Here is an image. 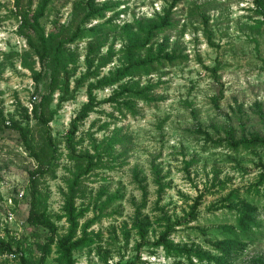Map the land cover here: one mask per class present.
I'll use <instances>...</instances> for the list:
<instances>
[{"label":"rangeland","instance_id":"obj_1","mask_svg":"<svg viewBox=\"0 0 264 264\" xmlns=\"http://www.w3.org/2000/svg\"><path fill=\"white\" fill-rule=\"evenodd\" d=\"M76 1L50 4L42 20L47 32L69 22ZM110 1L119 7L87 27L106 19L115 27L67 45L75 61L69 65L74 98L64 102L50 122L58 151L47 167L46 128L35 118L32 105L49 93V107L55 108L61 91L50 92L47 76L36 88L34 70L41 71L43 65L17 32L15 0H0V109L6 119L29 127L36 149L44 155L41 164L20 133L0 120V230L2 224L7 226L5 239L13 236L14 244L21 240L27 264H40L47 230L27 222L32 189L39 211L56 223L61 236L69 223L58 217L64 213L70 185L78 179L76 205L88 208L81 224L96 221L88 228L94 242L74 252L75 264H208L175 258L152 244L168 226L174 245L214 251L224 225L236 223V203L256 209L259 229L231 264H264V146L237 150L230 145V140L264 138V21L254 0H180L174 15L177 27L157 35L154 50L163 43L182 58L141 77L142 83L161 80L155 89L158 98L139 101L138 112L126 116L103 102L73 132L70 122L88 98L89 82L76 86V80L86 70L90 43L100 49L91 55L96 64L112 55L101 72L108 74L124 59L128 35L163 14L172 0ZM114 88L97 89V98L105 99ZM90 159L97 163L91 170ZM37 168L47 172L32 183L30 173ZM231 192L235 196L229 201ZM9 198L16 219L6 224ZM140 223L146 244L138 250ZM19 254L1 256L0 264H22ZM43 264H64L56 243Z\"/></svg>","mask_w":264,"mask_h":264},{"label":"trees","instance_id":"obj_2","mask_svg":"<svg viewBox=\"0 0 264 264\" xmlns=\"http://www.w3.org/2000/svg\"><path fill=\"white\" fill-rule=\"evenodd\" d=\"M54 0H15L14 14L19 18L18 34L23 36L31 49L38 57L43 65L41 71L34 70V78L36 88H39L41 80L47 76L49 78L48 87L50 92L59 89L61 91L59 101L55 108H50L52 100L51 94H42L41 100L32 105V112L35 118L46 128L47 145L49 148V159L47 167H51L56 153L58 151L51 134L50 122L58 113L62 104L74 98V93L70 92V80L74 71L69 68L74 63L73 53L67 48L68 44H72L77 40L87 36V34H100L102 28L113 29L111 19H106L98 25L87 27L92 20L105 19L108 12H112L119 7V4H112L110 0H78L73 4L72 15L69 22L58 30L50 32L46 31L43 25L50 4ZM257 12L263 16L264 21V0H254ZM180 0H172L171 3L164 7L163 14L157 15L155 19H149L144 25L139 24L137 29L128 35V43L124 49V59L114 69H109L108 74H101L103 68L107 67L112 59V55L100 58L96 64V58L91 56L100 52L96 49L97 44L91 42L88 53L84 59L86 64L85 72L76 80V86L89 82L87 86V101L83 103L78 113L72 118L70 125L72 131L75 132L79 128V124L89 117V114L103 102H110L114 109L121 115L126 116L130 113L135 115L138 112L139 101L151 103L158 97L155 89L160 85L161 80L156 82L147 81L142 83V76H147L161 70L166 64H175L179 58H182L176 50H166L163 43L154 50V41L157 35L162 34L170 29L177 27L174 21L176 7ZM209 41L213 44L211 34L208 35ZM33 68V66H31ZM214 73L217 68L214 67ZM115 86L113 92L103 100H99L95 91L106 87ZM1 122L12 129L17 130L22 138L25 147L30 151L40 163L44 161V155L36 149L31 138L30 129L18 120L6 119L4 112L0 109ZM230 145L235 149H250L254 147L264 146V138L256 135L250 139L230 140ZM97 166L93 160H89L88 169L91 170ZM47 172V168H37L30 173V181L33 183L37 175H43ZM79 180L75 179L70 185V194L68 195L64 213L58 218H66L69 223L68 231L58 236V227L56 223L45 213L39 211V200L36 198L35 190L32 189L33 199L27 216V222L36 227H43L47 230L46 241L40 246L42 255L40 264H43L47 255L52 251L53 244L56 243L57 250L61 255L64 264H75V251L84 249L91 245L94 239L89 236L88 228L96 220L90 219L81 224V219L85 216L88 208H79L76 205V188ZM235 193L231 192L228 196L232 201ZM195 203V207L199 204ZM194 207V208H195ZM230 207H232L230 205ZM236 209L237 217L235 224H227L222 228L221 236H217L214 251L203 250L198 247L188 245H174L169 239L171 228L168 226L159 235L158 239L153 242V246L162 247L166 253L175 258L185 257L189 261L197 259L199 262L208 264H231L239 259L249 241L255 240L254 236L259 229V221L256 216V209L236 203L232 207ZM142 235V241L138 244V250L142 248L145 241L144 224L139 225ZM79 231L81 232L79 235ZM13 236L10 239L0 237V253L19 254L22 264H27V260L23 255L21 240L13 242ZM262 262V260H261Z\"/></svg>","mask_w":264,"mask_h":264},{"label":"built area","instance_id":"obj_3","mask_svg":"<svg viewBox=\"0 0 264 264\" xmlns=\"http://www.w3.org/2000/svg\"><path fill=\"white\" fill-rule=\"evenodd\" d=\"M24 194V191H20V196H23ZM13 204V201H12V198H9V206L7 207V215L5 216V221H6V224L8 223H13L16 219L15 217V212L13 211V209L11 208ZM11 205V206H10ZM2 229L0 230V236H2V238H5V233L7 231V226L2 224ZM1 256H7V257H16V254L14 253H0V257Z\"/></svg>","mask_w":264,"mask_h":264}]
</instances>
